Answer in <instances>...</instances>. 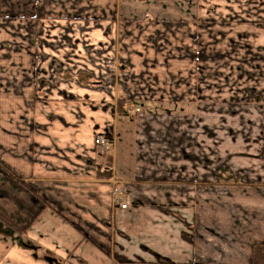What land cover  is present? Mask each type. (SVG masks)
Returning <instances> with one entry per match:
<instances>
[{
    "label": "crops",
    "instance_id": "1",
    "mask_svg": "<svg viewBox=\"0 0 264 264\" xmlns=\"http://www.w3.org/2000/svg\"><path fill=\"white\" fill-rule=\"evenodd\" d=\"M263 150L264 0L0 9V264H250Z\"/></svg>",
    "mask_w": 264,
    "mask_h": 264
},
{
    "label": "built area",
    "instance_id": "2",
    "mask_svg": "<svg viewBox=\"0 0 264 264\" xmlns=\"http://www.w3.org/2000/svg\"><path fill=\"white\" fill-rule=\"evenodd\" d=\"M136 112H139V110H136ZM95 144L99 147L105 148L111 144V141L103 137H98L95 140ZM112 203L114 205L119 206L121 209H126V206H127L125 203V194L122 192V190L116 187L113 188Z\"/></svg>",
    "mask_w": 264,
    "mask_h": 264
},
{
    "label": "trees",
    "instance_id": "3",
    "mask_svg": "<svg viewBox=\"0 0 264 264\" xmlns=\"http://www.w3.org/2000/svg\"><path fill=\"white\" fill-rule=\"evenodd\" d=\"M261 159L264 161V152L262 153ZM106 175L107 174L104 176ZM0 222L5 223L2 219H0ZM5 224L7 225V223ZM8 226L10 228V225ZM250 264H264V244H255L253 246L252 260Z\"/></svg>",
    "mask_w": 264,
    "mask_h": 264
},
{
    "label": "rangeland",
    "instance_id": "4",
    "mask_svg": "<svg viewBox=\"0 0 264 264\" xmlns=\"http://www.w3.org/2000/svg\"><path fill=\"white\" fill-rule=\"evenodd\" d=\"M19 1H21V0H0V9H3V10H6V9H14L16 7V4ZM20 50L21 49H19V52H20ZM17 56L21 58V53H18ZM10 66H12V65H10ZM263 152H264V150H263ZM261 156H262V154H261ZM263 163H264V161H263ZM8 225L9 224L6 225L5 223L0 222V231L1 232L12 231L10 229V228H12L11 225H10V228H9Z\"/></svg>",
    "mask_w": 264,
    "mask_h": 264
}]
</instances>
